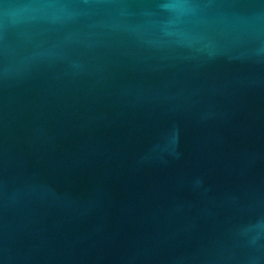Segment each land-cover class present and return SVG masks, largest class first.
<instances>
[{
    "label": "water",
    "instance_id": "95a60500",
    "mask_svg": "<svg viewBox=\"0 0 264 264\" xmlns=\"http://www.w3.org/2000/svg\"><path fill=\"white\" fill-rule=\"evenodd\" d=\"M0 264H264V0H0Z\"/></svg>",
    "mask_w": 264,
    "mask_h": 264
}]
</instances>
